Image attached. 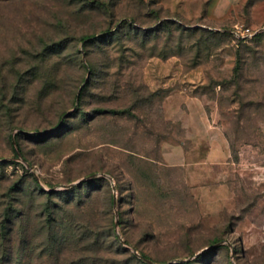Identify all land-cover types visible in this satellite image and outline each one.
Wrapping results in <instances>:
<instances>
[{
    "label": "rangeland",
    "instance_id": "374dc122",
    "mask_svg": "<svg viewBox=\"0 0 264 264\" xmlns=\"http://www.w3.org/2000/svg\"><path fill=\"white\" fill-rule=\"evenodd\" d=\"M11 219L13 264H264V0H0Z\"/></svg>",
    "mask_w": 264,
    "mask_h": 264
},
{
    "label": "trees",
    "instance_id": "16d2710c",
    "mask_svg": "<svg viewBox=\"0 0 264 264\" xmlns=\"http://www.w3.org/2000/svg\"><path fill=\"white\" fill-rule=\"evenodd\" d=\"M179 19V18H178ZM174 23H180L179 21H173ZM182 24V23H180ZM210 31L211 33H216V34H221V35H229V36H233L232 33L228 32V31H215V30H207ZM259 35L256 34L254 37H257ZM97 36L93 35V36H88L85 39H94ZM248 39L245 38L243 40H241V42H247ZM239 64V63H238ZM75 187V186H74ZM74 187H70V188H74ZM50 208H48L47 210H49ZM9 211V210H7ZM10 214V213H9ZM52 224V222H50ZM15 228V224H14V220H8V221H2L0 223V264H13L16 261V251H15V247L14 245L17 244V240H15V238L13 237V231ZM53 228V226H52ZM51 228V230H52ZM93 236V231H91V233L85 238L83 237V240L89 241V239L91 240ZM53 241V238L51 240V242ZM128 253V251H127ZM140 255H142L143 257H141ZM140 258L139 259L141 262H143L144 264H152L151 262H153L154 264H157L154 260H152L150 257H148L147 255L140 253ZM137 257V256H135ZM90 260L92 261V264H103L102 261V257H100V260L98 259H93L90 258ZM123 261L120 262V264H127V260L126 259H121ZM151 261V262H150ZM30 264V263H28ZM104 264H109V261H105Z\"/></svg>",
    "mask_w": 264,
    "mask_h": 264
},
{
    "label": "water",
    "instance_id": "95a60500",
    "mask_svg": "<svg viewBox=\"0 0 264 264\" xmlns=\"http://www.w3.org/2000/svg\"><path fill=\"white\" fill-rule=\"evenodd\" d=\"M107 177H109V178H111V179H113L110 175H106ZM87 179H89V178H85V179H82V180H80V181H78V182H75V183H73V184H71V185H69V186H66V187H74L75 185H77V184H79V183H82V181H84V180H87ZM122 240V242H124V244H126L127 245V243L125 242V240L122 238L121 239ZM134 250V252H136L137 254H139L140 255V253L138 252V251H136L135 249H133ZM141 257H143L142 255H140ZM151 262V261H150ZM152 264H154L153 262H151Z\"/></svg>",
    "mask_w": 264,
    "mask_h": 264
},
{
    "label": "crops",
    "instance_id": "0c3cea01",
    "mask_svg": "<svg viewBox=\"0 0 264 264\" xmlns=\"http://www.w3.org/2000/svg\"><path fill=\"white\" fill-rule=\"evenodd\" d=\"M256 7H257V6H256ZM254 9H256V8H254ZM258 17H259L258 15H255L256 20L258 19ZM257 21H258V20H257Z\"/></svg>",
    "mask_w": 264,
    "mask_h": 264
},
{
    "label": "built area",
    "instance_id": "2783aa9c",
    "mask_svg": "<svg viewBox=\"0 0 264 264\" xmlns=\"http://www.w3.org/2000/svg\"><path fill=\"white\" fill-rule=\"evenodd\" d=\"M254 33H251V34H249V35H253Z\"/></svg>",
    "mask_w": 264,
    "mask_h": 264
}]
</instances>
